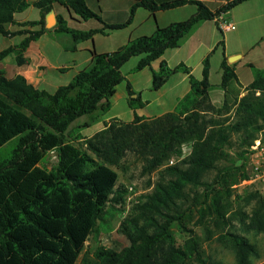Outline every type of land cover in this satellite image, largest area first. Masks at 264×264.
Returning <instances> with one entry per match:
<instances>
[{
  "label": "trees",
  "instance_id": "1",
  "mask_svg": "<svg viewBox=\"0 0 264 264\" xmlns=\"http://www.w3.org/2000/svg\"><path fill=\"white\" fill-rule=\"evenodd\" d=\"M243 1L247 0H230L212 12L199 0H134L125 23L105 24L100 16L88 9L85 0H35L31 5L38 10L39 18L18 23L21 29L9 31L5 26L15 25L14 15L24 12L30 3L28 0H0V36H23L18 44L0 51V60L12 55L19 67L29 64L24 52L30 43L48 31L46 19L54 13V5L82 21L95 20L102 25L100 29L81 31L68 27L64 18L56 15L52 30L55 34L69 36L70 45L64 49L70 52L76 51L77 44L92 41L96 34H105V29L125 28L137 8H144L153 15L156 11L186 4L195 6V12L186 20L157 27L148 36L130 38L114 51L93 52L91 62L53 94L34 87L20 74L6 78L0 70V149L10 141H16L11 154L0 159V264H76L89 235L97 222L103 220L106 206L114 208L123 203L126 191L118 185L117 173L72 143L82 140L80 131L99 122L110 110V99L122 82H125L127 106L131 110L144 107L146 103L142 102L140 94L121 73L122 66L137 56L140 58L132 72L148 68L151 91L159 90L177 72L187 75L189 91L178 100L171 113L159 119L163 122L160 127L158 124L160 130L137 137V140L144 149L150 171L160 167L173 149L180 155V145L191 141V154L182 161L188 167L166 170L174 175V179L155 184L153 191L145 196V202L136 206L144 224H139L137 219L128 221L133 231L130 246L120 251L99 248L91 259L83 256L80 264H186L190 261L209 264L202 259L195 237H191L184 249L176 246L170 232L176 219L168 211L174 210L177 202L183 200V189L187 184H198L214 161L222 158L230 132L253 134L262 129L258 121L264 123V69L251 67L253 81L245 88L246 95L236 104V114L242 120L226 127L217 124V128L205 133L201 127L200 108L211 88L208 83L209 55L202 62L200 80L185 66L170 69L162 60L155 72L150 64L166 49L180 47L201 23L224 15ZM26 26L38 28L29 30L24 28ZM217 46H222L221 40L215 48ZM220 68L219 87L225 93V103L229 89L236 86L237 77L225 58ZM256 92L258 96L254 95ZM80 118H86V121L76 124ZM143 120L133 114L132 123ZM87 146L104 162L117 164L116 136L110 137L102 148ZM50 151L56 152L57 165L47 170L40 164ZM245 177L242 174L241 180ZM231 178L233 185L237 178L235 175ZM220 182L224 184L218 179L217 183ZM218 203L215 198L212 200L211 206L216 212ZM254 221L257 222L255 228L264 231V220ZM228 237L235 252V263L251 264V258L258 255L254 245L239 235Z\"/></svg>",
  "mask_w": 264,
  "mask_h": 264
},
{
  "label": "rangeland",
  "instance_id": "2",
  "mask_svg": "<svg viewBox=\"0 0 264 264\" xmlns=\"http://www.w3.org/2000/svg\"><path fill=\"white\" fill-rule=\"evenodd\" d=\"M28 1L32 2L33 0ZM133 3L134 0H87L86 6L100 16L103 23L120 24L128 20L129 10ZM53 7L54 17L59 15L58 12L65 14L62 7L58 5ZM141 15L140 12L137 14L135 23L142 18ZM35 17H37V10L32 6L24 13L16 16L18 20H31ZM5 27L13 30L21 28L18 25H6ZM95 27L101 28L102 25L95 20H88L79 28L88 30ZM25 28L35 30L38 27L26 26ZM52 29L53 27L46 32L51 41L61 42L63 37L69 38L65 34H55ZM133 29L134 27L129 30L114 31L107 36L98 35L94 42L96 52H110L123 46ZM139 30L137 29L135 33ZM104 31L108 30L105 29ZM18 41L19 38L10 40L0 36V51L10 44H16ZM35 48L36 46H32L27 57L43 62L46 68L41 67L38 72L34 70L33 72L37 74L34 77L28 68L18 67L12 55L0 60V70L4 71L7 78H12L27 70L26 74L33 77L32 81L29 80V83L49 94H53L58 87L66 85L70 81L73 72L70 70L63 73L64 68L58 70L53 68L54 65L63 62L66 56L59 55L56 50H50L47 56L41 60L37 56ZM233 63H229V65ZM134 65L135 60L132 59L123 66L124 68L121 71L126 74ZM148 74L146 72H135L129 74L126 78L134 88L145 90L149 87L151 81ZM238 76L240 82H250L253 78L252 69L246 66L239 70ZM246 87L237 85L229 89L225 103L222 102L218 107L212 106L207 98L200 108L203 119L201 127L205 133L211 128H217V124L226 127L242 120L235 110L237 101L246 95ZM254 95L258 96L259 93L256 92ZM126 96L125 82H122L116 87V93L112 99L115 107L111 113L116 112V110L119 112L122 107L125 116L129 113L125 104ZM164 116L165 114L153 118L144 117L143 121L134 124L132 120L124 122L119 118H106L103 115L100 117L99 122L80 131L83 137L82 140L72 143L77 148L86 151L96 161L112 168L118 175V185L123 186L126 191L121 205H116L114 208L106 206L102 215L103 220L97 222L93 232L89 235L76 264H80L83 256L91 259L93 253L99 248L120 251L130 246L133 240V231L128 221L137 219L139 224H144L136 206L145 202V196L153 191L155 184L167 183L170 179H174V175L166 170L171 167L182 170L187 169L188 166L183 164L182 161L191 154V141H186L180 145V155H176L173 149L160 167L152 171L148 169L144 149L139 145L137 137L149 136L160 130L159 127L162 126L163 122L159 119ZM156 120L158 121L156 122ZM84 121H86V118H80L76 124H81ZM258 123L262 125V129L253 134L230 132L228 144L222 150V158H217L214 161L213 167L203 173L198 180V184H187L183 189V200L177 202L174 210L168 211L176 219L170 228L176 246L184 249L190 243L191 237H195L202 252V259L206 263L236 264L235 252L229 243L228 237L234 234L246 238L256 248L258 255L251 258V264H264V231H258L255 228L257 222L254 221V219L264 220V191L259 190L252 184L244 183L248 178L246 170L248 145L253 142V139L264 140V123L261 121H258ZM112 136H116L119 146L116 165L104 162L103 158L98 157L87 146V144H91L102 148V144L108 142V139ZM15 146V140L4 145L0 149V159L8 157ZM56 165L55 151L47 153L40 164L41 167L47 170L53 169ZM242 174L246 176L243 180H241ZM231 175H235L237 178V182L233 185H231L233 181ZM218 179L223 180L224 184L217 183ZM129 188H131V191H129ZM214 198L219 201L217 212L211 206ZM186 264L197 263L190 261Z\"/></svg>",
  "mask_w": 264,
  "mask_h": 264
},
{
  "label": "crops",
  "instance_id": "3",
  "mask_svg": "<svg viewBox=\"0 0 264 264\" xmlns=\"http://www.w3.org/2000/svg\"><path fill=\"white\" fill-rule=\"evenodd\" d=\"M34 1L35 0H33L32 2ZM166 1H173V0H166ZM199 1H201L204 5H206L210 11L215 12L220 6L226 4L230 0H199ZM32 2H29L30 6H32L31 5ZM30 6L25 11H27L30 8ZM64 12L65 14H63L62 12H58V14L64 18L68 27L81 31H87L79 28L87 21L80 20L79 17L75 16L74 14H71L67 10H64ZM139 12L140 14H142L141 15L142 18L137 23H135L136 16ZM194 12H195V6L191 4H186L180 7H175L167 10H159L154 12L153 15H151V13L144 8H137L133 16V19L128 26L119 30L105 31V34H96L93 37L92 41L89 40L77 44L75 52H70L64 49V46L70 45V38L63 37L61 39L62 40L61 42H53L49 39L47 33H45L37 41L30 43L29 47L24 52V57L28 59L29 64L20 67H24V69L28 68L33 73V77H34L35 75H37L36 73L33 72L34 70L38 72L39 68L41 67L46 68V66L41 61L33 60L32 58L27 57L28 53L31 52L32 46L34 47L36 46L35 48L36 54L38 57L41 58V60L45 56H47L50 50H56V52H58L59 55L66 56V58L60 64L54 65L53 68L55 70L64 68L63 69L64 71H62L63 73L72 70L73 72V75L71 76L72 79L73 76L79 70L83 69L91 62L93 52L96 54L106 53V52H96L94 48L95 46L94 42L98 35L107 36L114 31L129 30L134 27L133 32H131L128 35L127 40L138 36H148L151 35L157 27L162 28L171 23L186 20ZM18 14L21 13H16L14 15V22L16 23L15 25L26 21L37 20L39 18L38 10H37V17L32 18L31 20H18L16 18ZM222 21H228L232 23L234 25V29L229 31H224L220 29V23ZM25 29L34 30L31 28H25ZM91 29H100V28L95 27ZM137 29L140 30L135 33ZM7 30L15 31L18 29L13 30L11 28H8ZM17 38H19V41L16 44H18L22 40L23 36H16L8 39L11 40ZM220 40L222 41V46H217V48H215ZM13 45L10 44L8 46H13ZM207 55H209L208 83L211 86V88L207 93V96L210 104H212V106L218 107L224 101V97H225L224 91L219 87L221 82V75H222L220 64L223 58L226 59L227 65L234 69V73L236 74L237 77L236 86L241 85L242 87H246L253 81L252 78L250 82L247 83L240 82L238 76V72L240 69L246 66L249 68L253 67L259 70L264 69V0L243 1L234 8H232L230 11L225 13L224 15H221L214 20L205 21L201 23L192 32L190 36L184 39L180 47L173 49H166L163 55L159 59L151 62L150 68L155 72L158 71L159 64L163 60L167 63L170 69H174L179 66H185L189 68L192 75L197 80H200L202 73V62ZM234 55H239L240 58L236 60L232 65H229V63L227 62V58ZM139 58L140 56L132 57L130 60L134 59L136 65ZM127 63H125L123 66H125ZM123 66L122 68H124ZM134 66L126 74H124L121 71L123 77L126 80H127L126 77L129 74L133 73L132 69L134 68ZM138 72L149 73L148 75H150V79H151V72L148 68H144ZM26 73L27 70L23 71L20 75H22L29 83L30 81H32L33 77L31 76L29 77ZM133 89L135 92L140 94V98L142 102L146 103L143 108L131 110L127 106V99H126L125 104L127 110L129 111V113L126 114V116L125 114H123L124 112L123 107L122 109L119 110V112L118 110H116V112L111 113L113 111V108L115 107L112 100L115 96L114 94V96L110 99L111 108L104 116L106 118L116 117L119 118L121 121L129 122L133 120L134 113L137 116L143 118L159 117L163 114L171 113L174 110L178 100L181 99L189 91V83H188L187 75L177 72L171 75L168 78L167 82L157 91H151L150 85L145 90H138L134 87ZM127 115H129V117H127Z\"/></svg>",
  "mask_w": 264,
  "mask_h": 264
},
{
  "label": "built area",
  "instance_id": "4",
  "mask_svg": "<svg viewBox=\"0 0 264 264\" xmlns=\"http://www.w3.org/2000/svg\"><path fill=\"white\" fill-rule=\"evenodd\" d=\"M220 29L229 31L234 29V25L228 21H222ZM246 170L248 178L244 183L252 184L259 190L264 191V140L256 139L249 147ZM129 191H131V188H129Z\"/></svg>",
  "mask_w": 264,
  "mask_h": 264
},
{
  "label": "water",
  "instance_id": "5",
  "mask_svg": "<svg viewBox=\"0 0 264 264\" xmlns=\"http://www.w3.org/2000/svg\"><path fill=\"white\" fill-rule=\"evenodd\" d=\"M54 25H55V17H54L53 14H49L47 16V19H46L45 27H46V29H50V28L54 27ZM239 58H240L239 55L230 56V57L227 58V62L228 63H233L236 60H238Z\"/></svg>",
  "mask_w": 264,
  "mask_h": 264
}]
</instances>
